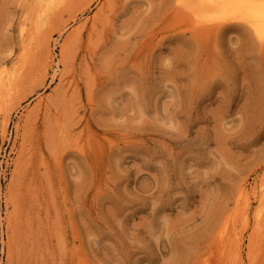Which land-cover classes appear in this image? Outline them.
Wrapping results in <instances>:
<instances>
[{"label": "rangeland", "instance_id": "rangeland-1", "mask_svg": "<svg viewBox=\"0 0 264 264\" xmlns=\"http://www.w3.org/2000/svg\"><path fill=\"white\" fill-rule=\"evenodd\" d=\"M35 3L0 0V264H264V42L67 0L29 52Z\"/></svg>", "mask_w": 264, "mask_h": 264}, {"label": "bare ground", "instance_id": "bare-ground-1", "mask_svg": "<svg viewBox=\"0 0 264 264\" xmlns=\"http://www.w3.org/2000/svg\"><path fill=\"white\" fill-rule=\"evenodd\" d=\"M64 1L66 2L67 0H36L37 7L40 10L36 14V19H29L32 25H27V23H25L24 26L23 25L21 26V36H22V44H23L22 47L24 49L27 48V46L29 47V45H32L35 42V34L36 33L38 34L37 31H39L41 25L45 23L46 18H48L50 14V11L53 12V9L55 7H59L60 5H63ZM179 2H180L178 3L179 5L182 4L188 10H190L192 15L191 17H193V20L196 21V23L198 24L200 23L202 24L214 20H222L226 18L241 20L250 27L252 33L255 34L254 36H256V38L260 40L259 41L260 43L264 42V0H179ZM26 51L30 52L32 50L28 49ZM26 56L24 60L26 59ZM9 72L10 71H8V73ZM5 75H3V77L0 76V90L1 89L3 90V88L7 86L9 87L11 84L15 82V79L17 77L19 78L17 70L16 72L9 73L6 76ZM5 93L6 92H4L1 95H5ZM243 188L240 190L238 194V196L240 197L239 199L244 198L246 196V192H245L246 189L244 186ZM261 191L263 190L261 189Z\"/></svg>", "mask_w": 264, "mask_h": 264}]
</instances>
